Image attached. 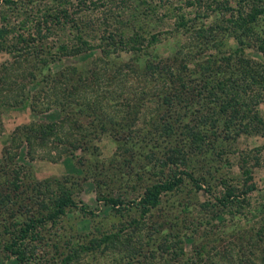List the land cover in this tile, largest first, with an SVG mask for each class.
Masks as SVG:
<instances>
[{"label": "rangeland", "instance_id": "1", "mask_svg": "<svg viewBox=\"0 0 264 264\" xmlns=\"http://www.w3.org/2000/svg\"><path fill=\"white\" fill-rule=\"evenodd\" d=\"M62 8L68 11L72 22H57L53 17ZM239 8L247 24L241 29L234 28L230 23V19L237 16ZM252 14H256L255 20H250ZM37 25L42 34H47L46 38L38 39ZM0 29H5L0 36V198L6 197L8 200L0 199V230L4 227L3 220L13 223L31 216L41 217V212L44 215L49 212L38 201L31 202L28 195L36 194L33 190L26 191L21 200L19 194L10 190L12 171L17 170L29 182H35L37 188L40 186L41 196L45 192H59L61 187L73 190L78 207L68 208L56 221L47 217L41 227L44 235L40 242L43 244L41 249L46 247L50 251L44 255L49 261H41L43 264H59L61 252L72 253L81 244H87L88 239L99 236L98 228L113 230L121 227L122 218L124 222L131 219L128 216L136 217V208V213L133 210L128 216H115V209H111L101 195L111 191L113 195H120L124 199L138 198L152 184L166 177L171 164L164 165V162L171 154L170 149H182L184 143L188 147V141L194 139L189 136V131H192L200 141L197 147L203 148V157L197 155L195 158L199 159L192 161L185 156L186 163H179L178 172L183 181L162 193L160 205L150 212L155 216L160 231L157 241L150 246L154 249L150 251L144 244L146 254L132 257L130 262L139 264L138 258L150 256L152 264H183L184 257L179 251L173 261H167L169 255L158 248L157 244L162 240L164 232L173 233L169 239L164 238L166 242L179 237L182 243L178 247H183L187 256L192 255L194 241L197 242V239L188 234L186 222L193 220L197 228L199 226L198 230H209L210 225H206L208 213L205 211L207 216H204L200 209L203 210L202 205L211 194L218 195L221 192V180L242 183L252 178L256 189L248 195L249 203L244 204L241 213L236 216L221 213L215 219V223L220 225L218 227H225L222 230L224 235L221 242L212 241L211 245L234 244L230 260L236 262L237 249L244 231L252 225L248 219L253 218L252 221L257 223L264 215V81L255 84L247 82L250 87L247 86L249 88L243 92L247 83L242 82L244 78L239 64H236V58L248 59L251 66H256L264 74V0H246L241 6L237 0H0ZM135 33L140 35L138 40H143V43L137 45L139 49L130 48L133 43L127 40ZM120 36L128 41L124 47H121ZM63 44L66 49L62 50ZM76 50L81 51L76 53ZM106 50L111 53V61L106 59ZM27 52L28 60L31 61L39 53V57L46 62L42 66L49 65L51 70L40 68L39 71L36 66L34 70L40 82L34 84L28 80L23 90L18 91V84H22L19 75L24 71L18 63L24 61ZM64 52L73 54L65 55ZM229 55L233 59V64H229L232 68L226 67L217 72L221 63L213 59V56ZM183 64H186L185 67ZM71 65L76 67L77 72L87 71V80H90L87 83L84 80L73 89L78 90L77 95L84 87H105L108 71L112 73L114 70L111 68L115 66L118 70L121 67L119 70L134 75L133 78L139 82L138 87L143 83L146 85V107L135 116L131 113L123 119L124 131L123 127L110 125L107 128V131L113 129L110 134L106 131L94 137L86 125L88 119L85 117L81 118L84 125L81 135L74 131L76 125L72 121L60 125L66 117V110L56 103L63 97L61 89L51 94L52 91L42 89L41 83L49 82L43 79V75L49 73H58L61 77L65 72L72 73V68H69ZM206 65L210 69L207 72L199 69ZM161 67L165 68L163 75L167 80L157 75ZM183 67V78L179 79L177 70ZM94 70L100 75L99 78L94 79L91 75L90 72ZM139 76L144 77L140 80ZM153 78H158L156 82H160L159 85H153ZM216 80L224 81L219 87L227 89L229 97L232 94L241 95V100L246 98L242 106L237 105L240 109L239 117L230 123L229 128L223 126L228 117L219 115L216 107L209 104L208 90L216 86ZM53 85L56 88L57 83ZM233 85L237 90H233ZM167 87H179L185 91H179L183 96L181 103L171 95V102H177L172 105L174 109L180 113L188 110L184 114L186 122L181 121V125L184 124L183 129L180 128L181 136L175 137L179 140H163L155 127L159 117L171 120L175 116L168 109H163L166 110L163 115L162 109H154L158 102L152 98L153 93L159 88L167 90ZM26 98L29 103L37 105V109H32L29 103L24 105L23 100ZM100 100L102 107L110 111L107 107L110 102ZM10 102L15 103L7 105ZM131 102H142V99L137 98ZM127 107L130 108L129 105ZM202 111L205 115L198 117ZM40 125L53 127L52 134H43L41 128L39 130ZM72 132L74 134L71 135ZM27 134L31 137L29 142ZM79 135L82 137L81 146L77 145ZM131 152L134 157L140 153L135 164L128 158ZM124 158L131 161V164ZM122 162L126 163L123 167V171H128L126 178L118 176L120 174L116 173L115 167L110 166ZM103 166L109 174L116 176L112 177V182L103 179L105 184L98 186L95 176ZM183 170L184 173H181ZM196 182H202L203 188L210 187L211 191L196 188ZM54 195L50 194L49 197ZM48 202L51 200L48 199ZM79 205L96 216L90 217L83 213ZM173 222L180 223L179 234L171 227ZM237 224L241 233L234 232ZM134 227L130 224V228L124 231V242L119 249L121 252L101 248L80 251L73 264H126L128 255L133 252L131 247L140 238L138 233H144L143 229L137 231ZM4 240L0 235V252ZM247 242L245 239L244 244ZM127 243L130 244L126 246ZM138 244L136 242V247ZM56 245L58 250L54 256ZM0 264L18 262L14 257L5 258L0 254ZM35 264H40V261Z\"/></svg>", "mask_w": 264, "mask_h": 264}, {"label": "trees", "instance_id": "2", "mask_svg": "<svg viewBox=\"0 0 264 264\" xmlns=\"http://www.w3.org/2000/svg\"><path fill=\"white\" fill-rule=\"evenodd\" d=\"M9 1V0H5ZM238 4L241 6L242 4H245L246 0H237ZM237 16L234 19H230V23L234 25V28L241 29V27H245L244 25H247L245 22L244 16L241 15V8L237 9ZM249 14V13H248ZM247 14V16H248ZM135 16V15H134ZM57 20V22L63 20L64 23H70L73 21V19L68 14V11L66 9H61L58 11L57 15L53 16ZM133 17V16H132ZM250 20H255L256 14L251 15ZM245 23V24H244ZM231 28V27H230ZM5 31V29H4ZM2 29H0V36L3 35L4 32ZM37 37L38 39H44L46 38V33H41V29L39 25H37ZM248 34V32H245ZM137 34V38L135 37ZM121 44L124 47V45L128 42L127 40H131L133 44L130 46V48L135 49L137 45H140L143 43V40H138L140 38V35L138 33H135L134 36H131L129 39L126 40L125 37L120 36ZM126 40V41H125ZM151 43V41H149ZM62 50L66 49L65 44L62 45ZM76 53H79L81 50H76ZM107 51V50H106ZM28 53L25 54L26 57L23 62H19L20 67H23L24 71L23 74L19 75V78L21 80L22 84H18V91H22L24 86L29 82L38 84L40 80H38V74L35 72V68H46L48 71H50V66L46 65V67H43L46 62L45 60H42L38 55L34 58L33 61L28 60ZM75 53V52H74ZM51 54V53H50ZM65 55H72L73 53H66ZM110 51L106 52V59L110 60ZM232 56L229 55L227 57L223 56H213V59H216L221 64L218 66V71H222L223 68L231 67L233 64ZM212 58V56H211ZM236 64H239V68L241 69V75L243 76L244 80L242 82L246 81V83L250 81V84H255L256 82L262 83L264 81V74L261 72L256 66H251V61L248 59H239L236 58ZM158 66L157 64H155ZM186 64H183L185 67ZM37 66V67H36ZM34 67V68H32ZM182 68L177 70L179 79L183 78L182 71L185 68ZM69 68H72V73L67 74L66 72L63 73L64 75L61 77L58 73L50 74L49 75H43L44 80H49L47 83H41L42 89H46L52 93L56 94L59 89H61V97L62 99L57 103L61 109H65L66 117H64L63 122L60 125H65V121H72L73 124L76 125V129L74 130L76 133L79 132L80 135L83 130V124L81 118H87L86 120L88 122V127L91 129L92 134L99 135L101 133H104L107 131V128L111 126L115 127H123L124 122L123 119H126L127 116H130L131 113L135 116V114L139 113L141 109L146 107V101L148 98L145 94L147 91L146 85L143 83L138 87L139 82L137 79H134L130 72L120 69L121 67L115 69V66L111 69L114 71L111 73L110 70L108 71L106 78H107V84L105 87L98 89V87L95 86H88L82 88L83 91L78 93L77 91H73V89H76L79 87L84 80L87 82H90V80H87L88 72L87 71H79L77 72L75 69L76 67H73V65L69 66ZM27 69V70H26ZM164 67H161L159 73L157 75L161 76V79H165L164 73ZM169 70V67H167ZM199 69L204 70V72H207L209 69L208 65L206 66H200ZM26 70V73H25ZM67 68L65 67V71ZM94 79L99 78L100 75H98L95 70L90 72ZM246 73V74H244ZM62 74V73H61ZM115 74V75H114ZM244 74V75H243ZM209 76V75H208ZM207 76V77H208ZM46 77V78H45ZM144 76H139L140 80L143 79ZM248 78V80H247ZM42 79V81H43ZM155 81L153 82L154 86L159 85L160 82L158 78H153ZM230 83L232 84L231 80L229 79ZM60 82L62 84L60 85ZM66 82V85L64 83ZM223 80H216L215 85L210 87L208 90L209 93V104L210 106L216 107V111L219 115L222 117H228V120H224V125L227 128H229L230 123L233 121H236L238 119V115L240 114V109L237 107L238 104L242 106L241 104L244 103L245 99H240L241 95H238L239 93H235L238 96H234L231 94L229 97V91L227 89L220 88V83H223ZM53 83H57L56 88ZM71 83L69 86L68 84ZM245 84L246 87H244L243 92H246V89L249 88V84ZM51 85V87H49ZM183 85V84H182ZM180 86H181V80H180ZM179 86V87H180ZM249 86V87H247ZM174 87V91L170 88H159L156 90L155 93H153V97L155 101L158 102V106L154 108L156 111L158 109H168L171 113L175 114L174 118L166 119L159 117L157 124L155 125L158 134L163 136V140H171V139H178L175 138L176 136H181L180 128L183 129L184 124L181 125V121L186 122V116L184 114H187L188 110L184 113L178 112L176 109L172 107V105H176L174 103H181L183 100V96H181L179 91L185 92L181 88ZM207 87V86H206ZM224 90L221 91L220 89ZM221 91V93L218 95V91ZM237 88L233 85V90ZM145 90V91H144ZM232 90V91H233ZM235 90V91H236ZM44 91V92H45ZM73 91V92H71ZM162 91V92H161ZM224 92V93H223ZM74 95V96H73ZM171 95L174 99H176L177 102H171ZM137 98H141L142 102L138 103H132L131 100H137ZM100 99H106L110 102V105L107 107L110 108V111H108L106 108H103L101 105ZM24 105H27L28 98H26ZM131 102V103H130ZM10 102V104L7 105H14ZM31 105L32 109H37V105H33V103H29ZM100 104L99 106H97ZM129 105L130 108L127 107ZM126 109H123V108ZM164 110L163 113L166 111ZM72 113V115H70ZM205 112H201L198 117H201ZM213 115V113H211ZM212 118V117H210ZM160 119H162L160 121ZM85 120V119H84ZM162 122V123H161ZM213 122L215 120L213 119ZM186 124V123H185ZM26 126V125H25ZM74 126V125H73ZM41 128V132L43 134L51 135L53 131V127L51 126H39V130ZM124 131V127L122 129ZM112 130L107 131L108 134L111 133ZM183 133V132H182ZM30 134V133H29ZM27 134L29 142L31 140L30 135ZM74 134V132L71 133V135ZM79 135L80 140L77 141V145L81 146V136ZM189 136H193L191 141H188V147L185 145L182 147V149L175 148L176 150L170 149V156H168L166 159L167 161L164 162V165L171 164V168L169 172L167 173L166 177L158 180L154 184H152L148 190L144 191L141 195H138V198H129L124 199L121 198V196H115L109 191L106 195H101L104 202L106 204H109L111 206V209H115V212L113 213L115 216L118 215H124L129 214L130 211H133L134 208L137 209V216L136 217H130L129 221L126 220L123 222L124 218H122V225L121 227H118L113 230L108 229H100L98 228L97 231L99 232V236H94L88 239L87 244H81L78 249H75L72 251V253L64 254L61 252L62 258L59 259V264H73L74 259L77 260L78 255L80 254V251L87 252L89 250H93L95 248H101L103 250H118L121 252L122 243L124 242L123 235L126 233V229L130 228V224L135 225L134 229L137 228V231L144 230V233L141 234L140 232L138 235L140 236L139 240H135L134 246L131 247V250L133 251L132 254L128 255V260L126 261V264H131L132 257L145 255L144 244L149 248V250H153L150 246H152L155 243V240L157 241L159 236V224L157 220L155 219V216L152 215L150 212H152L153 209H156L160 203H161V194L165 193L169 190H171L173 187H176L179 185L183 178L181 174L178 172V166L179 163L185 164L187 160H198L199 158H195L197 155L200 157H203V148L199 149L197 145L200 144V141L197 140L196 133L189 131ZM72 137V136H71ZM161 138V136H158ZM183 137V136H182ZM185 139L187 140V136L184 134ZM86 139V138H85ZM184 139V141H185ZM196 139V140H195ZM200 139V138H198ZM179 140V139H178ZM76 141V140H72ZM88 143V142H87ZM74 144V143H72ZM187 147V149H185ZM185 149V150H184ZM128 158L132 160V162L135 164L138 162V157L140 156V153H138L135 157L133 155V152L128 154ZM185 156H188V159H185ZM124 160H127V158H124ZM128 164H131V161H128ZM127 164V165H128ZM110 166L115 167L116 173H119L121 177H125L128 175V171H123V167L126 166L125 162L119 163V164H111ZM175 166V168H174ZM108 170L104 168V166L100 169L98 174L95 176L96 178V184L101 185L105 184V179H109L111 182L114 181L112 177L116 176V174H109L107 172ZM184 173V170L181 172ZM104 179V180H103ZM222 189L221 192H219L218 195H210V198H207L203 205L202 209H200V212L204 214V216H207L205 211H207L209 217L207 219L206 225H210L209 230L200 231L197 228V224H195L192 220L187 221L186 223H183L182 225H186V229L188 230V234H191L197 239V242L194 241L193 251L192 255L186 254L184 251V248H179L178 245L182 243V240L178 237L177 240L174 241H167L164 239H169L173 233H170L168 231H165L162 237V240L160 243L157 244L158 248L161 249V252H166L169 255L168 260L173 261L175 259V256L177 257L178 251L180 255H183L184 261L183 264H264V215L263 219L259 222L252 221L253 218L248 219V221L252 222V225L250 224V227L248 230L244 231L242 242L239 245V249H237V259L236 262H233L230 260V255L232 254V249L235 248L233 245H226V246H212V241L216 242L217 240L221 242L223 234V227L220 226L218 223H215V219L220 215L221 213H230L233 216H236L238 213H241V211L244 209V204H248V195L256 189V185L252 178H248L244 182H237V183H230L226 179L221 180ZM12 191L15 192V194L20 195V200L22 195L31 189L36 194L34 195H28V197L31 199V202L38 201L39 205H41L45 210L49 211L47 214H43L42 212L41 217H27L24 220L17 221L16 220L11 223L7 222L6 220H3L2 230H0V235H2L5 240L2 245V249L0 254L5 257H14L18 264H35L40 261V264H43L42 261L48 262L49 258H45L44 255H47L48 252H50L46 247L41 249L43 244H41V240L44 239V235L42 234V224L48 219L51 218L53 220H57L62 217L67 211L68 208L72 207H78L77 200L73 197V190L62 188L59 192H45L43 196L39 192L40 186L37 188V185L35 182H29L24 175H21L17 170L12 171V177L10 180V184ZM97 186V185H96ZM196 188L204 189L207 192L211 191L210 187L203 188L202 182H196L195 184ZM98 188V187H97ZM76 191V190H75ZM127 191V190H126ZM125 191V193H127ZM50 194H55L54 196L49 197ZM38 199V197H40ZM53 197V198H52ZM0 199L7 200L6 197H2ZM24 199V198H22ZM48 199L51 200V202H48ZM8 202V200H7ZM79 209L84 211L83 213H86L87 215H90V217L96 216L94 213L89 212L88 210L85 211V207L83 205H79ZM213 211V214H210V210ZM32 210V208H31ZM136 213V210H134ZM132 213V212H131ZM120 215V216H121ZM255 215V214H254ZM253 215V216H254ZM48 217V218H47ZM46 218V219H43ZM193 218H199L194 217ZM212 220V221H211ZM120 220H118L119 223ZM16 223V224H15ZM174 230H176V233L179 234L181 227L180 223L173 222L171 226ZM220 228L218 231L217 229ZM146 230V232H145ZM238 224L235 226L234 232L238 231L239 233L242 232L239 231ZM225 231V230H224ZM246 233V234H245ZM87 236V234H86ZM199 239V241H198ZM245 239H247V243L244 244ZM36 242H39L36 244ZM136 242H138V246L136 247ZM130 243H127L126 246H128ZM198 244V245H197ZM48 246V245H45ZM55 248V254L58 250V245L54 246ZM143 253V254H142ZM186 255V256H185ZM124 257V256H123ZM121 256V258H123ZM126 258V257H124ZM54 259V258H53ZM229 259V260H228ZM42 260V261H41ZM139 264H152V261L150 259V256H144L143 259H139ZM75 264V263H74ZM123 264V262H122Z\"/></svg>", "mask_w": 264, "mask_h": 264}]
</instances>
